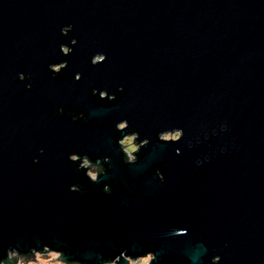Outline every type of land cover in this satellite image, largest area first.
I'll list each match as a JSON object with an SVG mask.
<instances>
[{
	"label": "water",
	"instance_id": "water-1",
	"mask_svg": "<svg viewBox=\"0 0 264 264\" xmlns=\"http://www.w3.org/2000/svg\"><path fill=\"white\" fill-rule=\"evenodd\" d=\"M48 252L264 264V0H0V264Z\"/></svg>",
	"mask_w": 264,
	"mask_h": 264
},
{
	"label": "rangeland",
	"instance_id": "rangeland-1",
	"mask_svg": "<svg viewBox=\"0 0 264 264\" xmlns=\"http://www.w3.org/2000/svg\"><path fill=\"white\" fill-rule=\"evenodd\" d=\"M56 70H58L59 68H55ZM120 128H123V126H121ZM165 139H177L179 137V133H173V134H168V135H164L163 136ZM134 137H130V138H126L123 142L122 145L124 147V151L127 153L128 157L130 158V160L133 159L132 153L134 151H136L138 149V146L136 145L137 143H134ZM126 146V147H125ZM83 165L86 167H92V165L85 159L83 162ZM90 175L95 178L97 177L98 173L96 169H90ZM16 256V254L12 255V257ZM19 258V257H18ZM60 258L59 254L53 253V252H48L46 254H35V258L31 257L30 259L34 260V261H28V262H23L22 260L24 258H19L18 259V263L17 264H65L60 260H57ZM152 257H146V258H142L137 260L136 264H149L151 261Z\"/></svg>",
	"mask_w": 264,
	"mask_h": 264
},
{
	"label": "built area",
	"instance_id": "built-area-1",
	"mask_svg": "<svg viewBox=\"0 0 264 264\" xmlns=\"http://www.w3.org/2000/svg\"><path fill=\"white\" fill-rule=\"evenodd\" d=\"M137 263V261H135V260H130L129 261V264H136Z\"/></svg>",
	"mask_w": 264,
	"mask_h": 264
}]
</instances>
